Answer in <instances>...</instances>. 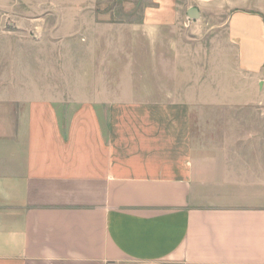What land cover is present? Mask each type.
Segmentation results:
<instances>
[{"label":"crops","instance_id":"obj_1","mask_svg":"<svg viewBox=\"0 0 264 264\" xmlns=\"http://www.w3.org/2000/svg\"><path fill=\"white\" fill-rule=\"evenodd\" d=\"M148 2L141 29L152 40L225 15L237 66L264 77V0ZM8 81L0 264H264V117L222 118V128L200 117L195 128L187 101L74 107L11 97Z\"/></svg>","mask_w":264,"mask_h":264},{"label":"rangeland","instance_id":"obj_2","mask_svg":"<svg viewBox=\"0 0 264 264\" xmlns=\"http://www.w3.org/2000/svg\"><path fill=\"white\" fill-rule=\"evenodd\" d=\"M148 5V0H0V84L8 76L11 97L74 107L187 101L195 104V128L200 117L212 118L219 128L222 118L264 117V105H240L264 102V77L246 76L237 66L225 15L207 13L204 24L163 29L152 40L141 29ZM13 86L20 87L13 92Z\"/></svg>","mask_w":264,"mask_h":264},{"label":"water","instance_id":"obj_3","mask_svg":"<svg viewBox=\"0 0 264 264\" xmlns=\"http://www.w3.org/2000/svg\"><path fill=\"white\" fill-rule=\"evenodd\" d=\"M188 14L191 19H196L198 17L197 11L195 9L190 10Z\"/></svg>","mask_w":264,"mask_h":264}]
</instances>
